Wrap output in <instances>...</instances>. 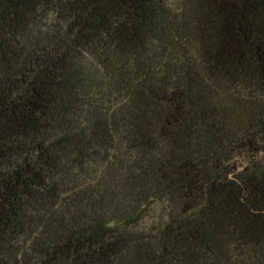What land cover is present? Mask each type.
<instances>
[{"label":"trees","instance_id":"trees-1","mask_svg":"<svg viewBox=\"0 0 264 264\" xmlns=\"http://www.w3.org/2000/svg\"><path fill=\"white\" fill-rule=\"evenodd\" d=\"M0 264H264V0H0Z\"/></svg>","mask_w":264,"mask_h":264}]
</instances>
